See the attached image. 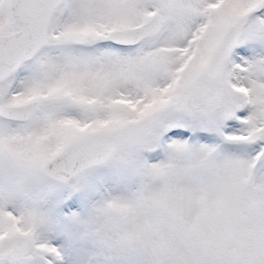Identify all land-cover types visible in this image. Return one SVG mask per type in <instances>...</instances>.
Here are the masks:
<instances>
[{
	"label": "snow or ice",
	"instance_id": "1",
	"mask_svg": "<svg viewBox=\"0 0 264 264\" xmlns=\"http://www.w3.org/2000/svg\"><path fill=\"white\" fill-rule=\"evenodd\" d=\"M0 264H264V0H0Z\"/></svg>",
	"mask_w": 264,
	"mask_h": 264
}]
</instances>
